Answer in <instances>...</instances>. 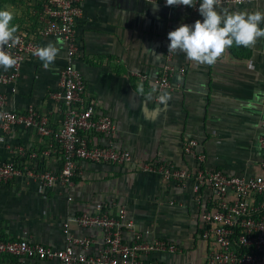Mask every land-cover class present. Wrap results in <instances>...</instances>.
<instances>
[{"label": "crops", "instance_id": "obj_1", "mask_svg": "<svg viewBox=\"0 0 264 264\" xmlns=\"http://www.w3.org/2000/svg\"><path fill=\"white\" fill-rule=\"evenodd\" d=\"M44 0L27 1L12 11L18 32L37 36L38 11ZM0 7L5 10L7 6ZM230 11L264 12V0L242 6H224ZM203 20L200 14L177 8H163L142 0H83L76 23L78 46L74 65L86 87V99L98 112L111 117L116 149L127 150L131 161L124 166L85 164L71 189L56 186L42 191L37 184L15 179L0 184V239H27L60 248L62 223L69 217L89 212L97 201L110 207L124 206L135 229H147L176 245L174 254L156 255L163 264H206V247L200 239V215L209 192H193L194 162L182 151L187 138L200 142L204 166L230 175L261 174L264 149V104L253 103V93H264V38L252 48L233 45L213 65H197L182 53H172L175 70L184 74L172 78L171 98L156 100L152 81L165 60L170 41L167 34L181 24ZM264 28V23L260 24ZM53 43L59 53L49 70L39 59L23 63L17 92L7 107L24 112L33 106L57 127L60 105L50 99L65 65V45ZM138 73L145 80L134 74ZM144 91L140 92L139 87ZM5 91L0 87V93ZM264 100V96L261 97ZM7 145L38 153L43 140L22 128L6 137ZM0 144V160L11 157ZM27 161V160H25ZM28 162H32L29 161ZM54 169L56 158L45 160ZM162 163L188 171L183 185L142 171L146 163ZM68 197L71 200H68ZM77 235L99 234L71 225Z\"/></svg>", "mask_w": 264, "mask_h": 264}, {"label": "built area", "instance_id": "obj_2", "mask_svg": "<svg viewBox=\"0 0 264 264\" xmlns=\"http://www.w3.org/2000/svg\"><path fill=\"white\" fill-rule=\"evenodd\" d=\"M142 1L199 14V0L196 7L165 6V0ZM258 1L261 0H223V6L238 7ZM82 2L44 0L37 14V36L17 32L20 43L5 48L18 63L7 71L0 68V87L5 89L0 93V144H6L11 156L0 160V184L22 179L37 184L42 191L56 186L71 189L85 164L124 166L131 161L127 150L114 147L115 124L109 115L98 112L94 104L87 101L82 73L74 65L78 53L76 23L82 15ZM50 39L65 45V65L59 73L56 90L50 95V99L60 105L57 127L51 126L49 117L33 106H28L24 112L7 107V99L17 92L23 63L28 57L38 59L33 52L37 47H44V40ZM171 60L172 53L167 51L152 81L157 101L163 93L173 89V76L184 74L183 68L175 70ZM134 75L145 80L138 73ZM261 126L264 127V118ZM16 128L43 140L44 148L39 154L28 152L22 146L7 145L6 137ZM257 143L264 149V138L260 137ZM200 148V142L194 138L182 143L183 153L194 162L193 192H209L200 215V239L206 247V264H264V159L260 162L261 174L230 175L205 167V155ZM50 156L56 158L54 169L46 166L45 160ZM142 171L160 175L180 186L190 177L188 171L162 163H146ZM72 224L99 237L93 233L77 235L71 230ZM61 229L64 243L60 248L27 239L0 240V264H163L155 256L174 254L177 250L170 240L147 229H135L124 206L117 205L113 213L100 201L93 204L91 211L67 218Z\"/></svg>", "mask_w": 264, "mask_h": 264}, {"label": "clouds", "instance_id": "obj_3", "mask_svg": "<svg viewBox=\"0 0 264 264\" xmlns=\"http://www.w3.org/2000/svg\"><path fill=\"white\" fill-rule=\"evenodd\" d=\"M197 11L203 20H196L193 25L181 24L168 32V53H182L185 58L197 65H213L223 56L227 49L233 47L252 48L258 39L264 38V12L230 11L223 6V0H199ZM196 0H165V6L196 7ZM14 14L8 10H0V68L5 71L14 68L18 61L6 47H15L20 43L16 35L19 25L12 24ZM62 43V42H58ZM59 47L48 43L37 47L33 55L42 62V68L49 70L54 64ZM143 92V86L139 87ZM264 93H253V103L264 104L261 97ZM171 98L163 93L159 99L166 103Z\"/></svg>", "mask_w": 264, "mask_h": 264}, {"label": "rangeland", "instance_id": "obj_4", "mask_svg": "<svg viewBox=\"0 0 264 264\" xmlns=\"http://www.w3.org/2000/svg\"><path fill=\"white\" fill-rule=\"evenodd\" d=\"M27 1H29V0H0V7H3V4H6L4 6H7L8 11L12 12V11H14V10L16 11L18 9L19 4H24V6H25L24 9H26ZM15 6L17 9L13 8ZM5 10H7V9H5Z\"/></svg>", "mask_w": 264, "mask_h": 264}, {"label": "trees", "instance_id": "obj_5", "mask_svg": "<svg viewBox=\"0 0 264 264\" xmlns=\"http://www.w3.org/2000/svg\"><path fill=\"white\" fill-rule=\"evenodd\" d=\"M0 240H3V239H0Z\"/></svg>", "mask_w": 264, "mask_h": 264}]
</instances>
